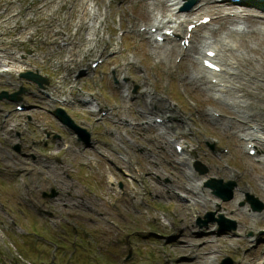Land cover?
<instances>
[{
    "label": "rangeland",
    "instance_id": "1",
    "mask_svg": "<svg viewBox=\"0 0 264 264\" xmlns=\"http://www.w3.org/2000/svg\"><path fill=\"white\" fill-rule=\"evenodd\" d=\"M94 1L97 2V0ZM7 2L10 4V8H7L4 0H0V13L3 12L0 15V29L4 31L0 37V40L3 41L0 42V47L5 48L6 51H9L8 49L14 51V54L8 57L7 61L21 66L22 71L37 69L42 76L48 79L49 83L54 85L56 77L67 70L59 62L70 57L73 51L66 49L54 51L55 44H52L53 42L48 38L50 33L38 31L36 22L30 23V20L27 21L25 27V19L22 15L18 17L17 21L13 19L6 21L7 16L19 10L26 2L28 3V0H7ZM51 5L49 8H45L42 14L49 16ZM70 5L69 0H63L62 8L53 12L58 20L52 30H59L52 36V40L64 39L72 30L76 29L79 22ZM105 5L107 6L101 5L100 9L102 13L107 12L108 21L97 30V35L104 37L103 42L99 43V47L105 46L113 40L112 33L117 27L119 11L126 16L123 19V26L129 22L128 18L134 17L138 13L141 16L144 15L138 10L141 5L140 1H128L121 7L118 2H115L110 7L105 0ZM30 15V18L33 17ZM67 21L68 24L65 25ZM23 26L25 27L24 30H22ZM80 36L83 43L88 39L84 27L80 31ZM247 38L249 39L251 36L243 35L242 37L244 40ZM16 39H22L21 44H17ZM43 39L45 42L41 41ZM83 43H80V45L82 44L81 47H83ZM254 46H256L258 53L264 57V39L258 40ZM152 53L153 50L147 42L138 43L137 39H128L123 50L121 48V51L103 66L106 71L105 81L108 83L104 86L103 95H98L97 101L101 105L109 107H113L114 101L119 103V91L112 89L113 80L114 77L118 78L126 66L121 70L114 67L127 63L126 61L130 56L134 58L137 64H143L149 68L146 73L143 68L139 70L134 68L144 81L138 87L141 88L148 81L157 80L158 85L154 88L160 93L163 92L165 82L172 78V74H166L164 61H161L160 68L154 65V60L157 57L154 58ZM44 54L46 57L43 56ZM93 54L94 49L85 56L76 55L75 60L69 61L67 66L70 70L77 69L81 65L87 64L93 58ZM22 71L12 75H1L0 91L6 90L8 93H12L18 90L20 86L35 87L33 81L19 76ZM67 84L60 89L62 95L66 94ZM171 86H173V82H171ZM165 90L170 92L169 88ZM89 92L95 96L97 94L94 77L87 73L75 83L71 93L79 99L80 96L88 95ZM187 92L191 99L200 106L209 101L196 86L188 87ZM19 101L28 108L22 114H31L33 122L27 124L24 122V115L18 117L14 114L13 117L8 118V122L0 130V264H165L167 257L180 258L181 261L178 264H204L203 260L207 259L206 255L198 257L194 261H189L186 258L190 252L196 250V247H200L199 252L204 253L206 251L207 254L216 248L219 252L217 253V261L219 260V262L225 255H229L234 260L244 258L245 264H251L253 261L252 264H264L261 249H258L254 254L243 255L246 246L245 241L223 239L214 244V240L208 237L207 240H202V237L194 239L189 235L192 231H210L214 223H208L206 227L199 228L194 218L190 214H186L188 211L184 209L183 204L165 193L163 183L157 182V178L162 177L165 170L170 174L172 155L169 156L161 152L157 142L150 143L145 136L143 137L144 134L152 135L150 130L147 132L138 130L130 134L124 130L121 122L119 126L108 123V126L106 125L107 130L104 131L102 124L104 122L98 123V127L96 126L98 132L91 137L96 139V147L74 156L70 153H64L62 148L65 142L72 146L80 144L74 140V133H67L54 116L46 114L43 107L44 103L40 100L21 96ZM0 104L3 107V110H0L1 116L6 112V109L12 107L14 102L9 98H3L0 99ZM137 106L131 108L128 113L125 110L123 112L124 117L133 118L142 108V104ZM182 107L186 112H190L186 103H182ZM67 110L75 123L82 128H86V125L91 124L93 120L87 111V107L81 102L75 106L67 107ZM140 119L138 117L137 120ZM218 132L219 130L211 129L204 122H199L195 145L205 148L209 137L219 135ZM55 134L62 135L64 138L59 139ZM228 134V132L221 134V144L228 143L231 145L232 153L230 156L226 155L220 160L218 158L211 160L199 158L207 168V174H218L217 176L223 179H226L229 170L235 171L238 168H243L247 171L249 165H255L251 159L241 154L240 147L236 145V139L229 137ZM124 135L130 139L133 138L135 143L128 142ZM45 140H48V145L44 143ZM22 141L23 145L26 146L25 150L16 151L14 145ZM35 141L38 143L32 144ZM146 147H152L157 154L158 151L161 152L156 159L158 163L162 164L161 166L153 167L150 158L145 155ZM100 152L108 154L118 163L120 160L116 155L134 156L139 162L133 167L130 166L132 172L137 166L144 173H149L151 170L155 171L145 181L152 190L147 192V189H139L138 183L134 185L135 189L139 190L137 197H143L140 203L135 204L136 202L130 195H123L125 187L131 181L130 178L117 177L114 179L115 185L109 186L111 185L109 180L115 177V171L109 169L106 163L89 165L86 168L74 167L67 163L69 160H74L77 164L79 160L87 161L89 157L98 158ZM58 155L63 156L66 161L53 163L52 159ZM225 161L231 164L233 169L227 167ZM26 166L33 171L28 176V181L34 188V192L30 196H26L24 186L21 185ZM255 166L258 168L257 165ZM258 169L256 174L260 176L262 171L260 168ZM246 171L245 180L249 178V172ZM66 172H70L72 178L68 177ZM53 180L57 182L56 186H53ZM28 181L26 182L29 184ZM77 182L79 184L76 188H69L71 183ZM119 182H122V191L118 188ZM51 189L56 192L54 198L48 197ZM158 190L163 191L158 192ZM44 192L47 193L46 196L43 195ZM145 192L147 194H144ZM252 192L259 199L264 200L262 197L264 194L261 191L255 188V191ZM150 194L155 195L156 199L152 200ZM81 199L86 204H83ZM146 200L149 202L147 205ZM231 201L229 200L228 204L223 201L215 203L216 207L202 209L201 214L204 215L207 211L224 212L222 214L235 219L239 225L244 220V225L250 224V220L246 219L242 213L232 214L233 207H230L231 204H229ZM39 210L43 214H39ZM114 222H117L118 226H115L116 223ZM262 225V222H257L252 225V228H247L245 231L240 226L239 231L249 232L247 230H250L256 234L259 228L264 227ZM182 229H184L185 234L189 235L187 237L189 242L186 245L171 241L163 243L161 242L162 237L154 238L162 232L166 233L167 236L176 237ZM33 230L36 233H33ZM82 230L85 232L91 230L94 241L92 237H89L90 242H87ZM146 231L150 232L145 235V239H140ZM128 240L134 244L131 252H134L137 258L135 257L130 262H123L121 260L127 254L126 242Z\"/></svg>",
    "mask_w": 264,
    "mask_h": 264
},
{
    "label": "bare ground",
    "instance_id": "2",
    "mask_svg": "<svg viewBox=\"0 0 264 264\" xmlns=\"http://www.w3.org/2000/svg\"><path fill=\"white\" fill-rule=\"evenodd\" d=\"M131 1V0H130ZM167 2H171V0H166ZM43 4L40 8H37V11L32 10L35 14V17L30 18L29 16H26V21L30 20V22L34 23L36 22L39 29L47 28L51 25H55L57 23L58 17L53 15V12L56 10H60L63 5V0H42ZM134 2H136L134 0ZM223 3H215L211 4V7H223V6H230V4L233 3H227L226 0L221 1ZM72 3L74 5L73 12L78 15V19L80 21V24H82L83 27L87 30V35L89 36L86 41H84L83 47L80 49V54L83 53L88 54L89 51L97 50L95 47L97 46V42L99 41V37L96 36V28L100 26V20L98 16V5L97 2L94 0H72ZM52 4V5H51ZM51 5L50 15H44L42 14V11L44 8H49ZM141 6L143 7L145 11L146 16L153 17V15H150L151 10L152 14L153 12H163V14H166L170 11V5L166 2H162L161 0H152L150 2H143L141 3ZM233 6H235L233 4ZM151 8V10L149 9ZM149 10V11H148ZM22 15V14H21ZM25 15V14H23ZM172 15H176L175 13L169 12L168 14V21L172 20ZM45 17V20H43V17ZM180 16V15H178ZM229 24L237 23V27H228L225 24L226 19L221 18V23L219 24V30H223L224 36L217 38H214V40H209L206 37L198 39V42H201V44L206 47H211L209 45H215L220 44L221 48H223V51H220L217 49L216 55L213 57L214 60L223 65L222 70L220 71V76L224 82V95L226 99L235 100V102L241 103L245 108H247L250 112L247 113V116L249 120L260 126V132L264 134V80L260 78L258 74V69L262 65V63L259 62L258 57H255L254 55L249 54V51H257L254 46L258 40L264 39V27L258 26L255 30L251 29L250 26H248L249 21L246 19V23L242 24L244 19L241 17L240 13L238 12L236 19L235 18H227ZM256 25L263 24L262 20L253 19L252 20ZM211 34L213 31L218 30L217 28H210ZM57 31V30H56ZM243 32L247 35H251V38L242 39L241 36L243 35ZM249 33V34H248ZM244 34V35H245ZM233 38L232 42L230 41V44L227 43L225 46L222 43V40L224 38ZM22 39H16L17 44H21ZM242 47H240L238 50H235L233 48V44H236V42ZM170 45L168 47L165 46L166 43L160 44L162 46V50L159 52L158 55L168 57V54L172 48V46L175 44L172 41L167 42ZM150 44H153L155 46H159L157 43L150 42ZM68 46V45H67ZM70 48V47H69ZM73 50V48H71ZM97 51V52H98ZM215 51V50H214ZM75 54V51L73 54L70 55V57H67L65 60H62L60 62V65H63L66 67L69 63V61H73V55ZM201 54V53H200ZM260 56V55H259ZM189 57V55H188ZM190 61L191 69H195V76H189L188 74L182 75V80L186 82L187 80L191 82H196L199 86H201V89L208 93L212 91H217V87L215 85H210L206 83L203 72L204 69L199 66V64L194 60L195 58H188ZM1 65V71L2 74H8L12 75L14 72H18L23 70L21 66L13 64L11 61H4L0 60ZM6 67V68H3ZM246 76V78H244ZM146 103V100H145ZM147 104V103H146ZM153 104V102H152ZM149 105V104H148ZM148 105H146V108L148 109ZM163 107V106H162ZM151 108H161L159 104L155 106H151ZM154 109V110H155ZM152 113L155 111H151ZM226 124V123H224ZM177 127L178 122L176 121V118L172 117L169 120V123L164 125L163 127L161 125H157V132L161 134L163 130L165 131L166 128ZM227 125L230 127H234L236 131H240V133H244L247 136L254 137L256 135V132L254 131H246V127L241 123H235L234 122H227ZM168 138V136L166 137ZM160 145L163 149L169 150L168 148V142L160 138ZM190 149V148H189ZM185 153V152H184ZM261 164L264 166V159H261ZM187 165L183 166L182 172L185 174L187 173L186 169ZM191 173H188L187 177H190ZM195 177V175H194ZM189 179H192L196 183V187L194 189H197L198 193L200 194L199 200H203V203L209 204V201L204 193H202L199 189V183L196 182V180L193 177H190ZM254 180V178H252ZM192 190V187H190ZM241 191H244L243 188H240ZM194 206V204H193ZM247 208H244V210ZM241 210V209H240ZM251 216V224L257 223L259 220H264V210L260 212H250ZM204 264H216L212 260H204Z\"/></svg>",
    "mask_w": 264,
    "mask_h": 264
}]
</instances>
